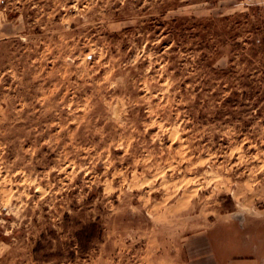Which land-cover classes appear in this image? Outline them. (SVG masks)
Masks as SVG:
<instances>
[{"label":"rangeland","instance_id":"rangeland-1","mask_svg":"<svg viewBox=\"0 0 264 264\" xmlns=\"http://www.w3.org/2000/svg\"><path fill=\"white\" fill-rule=\"evenodd\" d=\"M240 226H264V0H0V264H216Z\"/></svg>","mask_w":264,"mask_h":264},{"label":"crops","instance_id":"crops-1","mask_svg":"<svg viewBox=\"0 0 264 264\" xmlns=\"http://www.w3.org/2000/svg\"><path fill=\"white\" fill-rule=\"evenodd\" d=\"M233 229L232 226H228ZM241 234L236 237L220 238L221 242H242L240 249L232 246L214 247L213 256L216 264H264V226H240ZM229 255V256H227Z\"/></svg>","mask_w":264,"mask_h":264},{"label":"trees","instance_id":"trees-1","mask_svg":"<svg viewBox=\"0 0 264 264\" xmlns=\"http://www.w3.org/2000/svg\"><path fill=\"white\" fill-rule=\"evenodd\" d=\"M102 236V229L97 223H91L81 228L80 231L76 232V242L80 247L87 249L94 240L100 239Z\"/></svg>","mask_w":264,"mask_h":264}]
</instances>
